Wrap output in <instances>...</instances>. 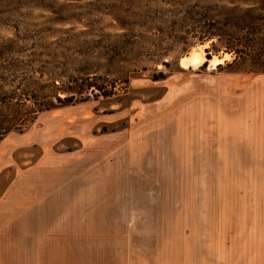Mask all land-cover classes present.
Instances as JSON below:
<instances>
[{
    "label": "rangeland",
    "instance_id": "1",
    "mask_svg": "<svg viewBox=\"0 0 264 264\" xmlns=\"http://www.w3.org/2000/svg\"><path fill=\"white\" fill-rule=\"evenodd\" d=\"M243 19L262 26L244 36ZM245 37L263 44L246 51ZM193 52L205 62L182 68ZM262 73L264 0H0V110L24 122L0 142V201L10 187L25 201L42 177L82 184L104 211L112 197H252L248 172L203 173L188 119L205 98L218 121L219 102L234 104ZM241 207L230 212L252 206ZM19 213L25 262V203Z\"/></svg>",
    "mask_w": 264,
    "mask_h": 264
},
{
    "label": "crops",
    "instance_id": "2",
    "mask_svg": "<svg viewBox=\"0 0 264 264\" xmlns=\"http://www.w3.org/2000/svg\"><path fill=\"white\" fill-rule=\"evenodd\" d=\"M200 104L189 114L188 129L194 132L193 143L203 148V173L227 167L239 181V174L248 172L252 197L238 196L233 202L206 195L182 201L112 197L104 211L82 184L64 190L42 177L28 183L25 201L11 187V195L0 201V264H264V73L253 78L234 104L219 102L218 121L211 120L215 112L205 98ZM259 189L261 195L255 196ZM24 203L27 245L22 262L18 229ZM233 205L235 210L252 207L250 212H230Z\"/></svg>",
    "mask_w": 264,
    "mask_h": 264
},
{
    "label": "trees",
    "instance_id": "3",
    "mask_svg": "<svg viewBox=\"0 0 264 264\" xmlns=\"http://www.w3.org/2000/svg\"><path fill=\"white\" fill-rule=\"evenodd\" d=\"M247 2V0H244ZM248 6H251L248 5ZM248 7L247 10H243L244 12L249 11ZM258 21V20H256ZM262 26V24H258L256 25L255 21L253 19H243L242 20V24H239V26L237 27V31L241 34H245L244 36H250V35H254L255 31L258 30L260 27L258 26ZM247 37H245L246 39L243 40V44H244V49L246 51H253L254 49L252 48H258L262 46L263 43H261V39L255 40V39H247ZM263 41V40H262ZM207 59L209 60L210 57L208 56V54L206 55ZM253 59H258V58H253ZM236 60H233V62H235ZM218 68L220 67V65L217 66ZM56 100L58 102H62V100L58 97H56ZM65 101V100H63ZM16 122H19L20 124L24 123L22 118L18 115L15 116H11V115H6L4 114V112L2 110H0V142L2 141V139L8 134L10 133L13 129H14V124ZM18 123V124H19ZM19 124V125H20ZM18 132H21V129H17Z\"/></svg>",
    "mask_w": 264,
    "mask_h": 264
},
{
    "label": "bare ground",
    "instance_id": "4",
    "mask_svg": "<svg viewBox=\"0 0 264 264\" xmlns=\"http://www.w3.org/2000/svg\"><path fill=\"white\" fill-rule=\"evenodd\" d=\"M228 59V55H223L222 58L213 57L209 62L210 69H215L218 65L222 64ZM205 62L203 56L197 52L191 53L188 57H182L179 64L182 68H190L193 66H201Z\"/></svg>",
    "mask_w": 264,
    "mask_h": 264
}]
</instances>
